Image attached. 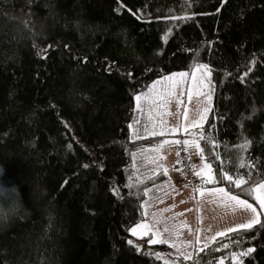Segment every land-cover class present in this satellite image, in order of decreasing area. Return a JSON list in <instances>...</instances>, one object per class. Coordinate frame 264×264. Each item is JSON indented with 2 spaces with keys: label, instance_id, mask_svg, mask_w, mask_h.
<instances>
[{
  "label": "trees",
  "instance_id": "16d2710c",
  "mask_svg": "<svg viewBox=\"0 0 264 264\" xmlns=\"http://www.w3.org/2000/svg\"><path fill=\"white\" fill-rule=\"evenodd\" d=\"M22 1L0 0V264H168L152 253L171 246L130 232L160 180L139 173L150 140L130 126L139 92L199 64L214 88L197 136L218 183L205 184L259 207L222 177L264 182V0ZM183 148L176 171L177 152L199 171ZM259 221L178 264H233L248 248L242 264H264Z\"/></svg>",
  "mask_w": 264,
  "mask_h": 264
},
{
  "label": "crops",
  "instance_id": "0c3cea01",
  "mask_svg": "<svg viewBox=\"0 0 264 264\" xmlns=\"http://www.w3.org/2000/svg\"><path fill=\"white\" fill-rule=\"evenodd\" d=\"M180 73L187 74L183 77V80L177 78L180 77L177 75ZM170 74L169 76H175L173 80L169 81L165 79L167 77L156 79L145 91L137 94L142 97L140 101H137L140 111L131 123L130 132L134 136L148 138L150 142L140 151L138 150L135 152L136 155L133 156V160L137 164L140 163L143 166L139 171L140 174H143V176L158 175L160 180L147 187L145 198L142 202L143 217L138 223L131 227L130 232L132 234L131 230L136 228V235L132 234L135 239L147 236L150 239L153 238V233H156L154 238L157 240L166 239L168 241L166 243L167 246H171V253L165 252V250L155 253H164L169 256V262L178 264L177 257H182L180 253L192 257L196 249L204 247L210 243V241L220 236V233H227L228 229L236 228V226L240 224H246L254 218L259 219L260 215L255 217L251 211L244 210L240 205L229 200L219 192V189L224 187L205 184L204 179L207 178L208 170L204 169L206 163L201 160L195 147H189V150L195 158L198 169H204L202 173L204 177L203 182L195 187L186 186V188H188L187 191H182V193H175L176 199L174 202L164 197L166 186H168V190H170V188L173 190L175 187H178L174 156V145L176 143L174 142L179 140L184 141L186 139L192 140L194 137L190 134H195V138L198 140L197 132L209 112V106L205 108L207 111L203 110L201 115L197 117L196 122L200 125L198 128L191 126H186L184 128L181 125L180 117H178V124L174 128L175 131L162 130L164 132L163 135L152 134L153 132H160L162 125L165 124L161 121H154L152 112L161 109L164 105L165 98L170 97L171 93H176L177 96H180L179 98L183 97L181 95V90L183 89L186 91L189 89V86H192L191 91L194 90L196 97H198L200 95L201 82H203L209 90L211 101L214 93L210 78L205 80H192L191 69L175 71ZM157 81L160 83L154 85V82ZM178 83L179 86H177ZM152 86H157L155 92L152 90ZM174 87L176 88L174 89ZM166 91L170 93V95L165 96L164 93ZM146 111L148 117L152 120L151 124L148 122ZM145 126L148 128L147 132L145 131ZM185 129H187V131H185ZM163 141H168V143L160 147ZM158 147L159 151L157 152L155 149ZM160 157H163V159H160ZM160 165H162V167ZM165 170L167 174H164ZM225 191L230 196H235L226 189ZM262 191L264 190H261V192ZM260 195L264 197V193H260ZM237 199L243 200L239 197H237ZM247 203L250 204L249 202ZM255 208L257 209V213H264V209H261L260 206ZM145 213H147V215H145ZM157 221L159 223H156ZM141 223H148L149 225L155 223L156 227L149 231L139 228L138 225ZM164 228H168L170 231L164 232ZM177 249H179V252Z\"/></svg>",
  "mask_w": 264,
  "mask_h": 264
},
{
  "label": "snow or ice",
  "instance_id": "6c2138e0",
  "mask_svg": "<svg viewBox=\"0 0 264 264\" xmlns=\"http://www.w3.org/2000/svg\"><path fill=\"white\" fill-rule=\"evenodd\" d=\"M165 39H167V37H165ZM46 53H47V49L44 50V54L45 55H46ZM112 67H113L112 65L106 66L105 71H110ZM196 67L198 69H206V66H204V65H196ZM129 75H131V74H129ZM177 75L180 76L181 78H183L187 74L180 73V74H177ZM165 79L171 81V80L174 79V77H167ZM156 83H160V82L159 81L154 82V85ZM177 86H179V83L177 84ZM181 94H183V93H181ZM164 95L165 96H168V95H170V93H168L166 91L164 93ZM141 99H142V97L140 95H137L135 97V100H137V101H140ZM154 103H155V101H154ZM205 111H207V109ZM161 122L163 123V121H161ZM190 126L191 127H197L198 128L200 125H199L198 122H191V125ZM145 131L146 132L148 131L147 126H145ZM171 131H175V129H172ZM185 131H187V129H185ZM152 134L153 135H163L164 132L161 130L160 132H153ZM190 135H193V137H194L192 140H187L186 139V140H184L182 142L181 141H175L174 143H176V144L182 143L184 145L183 150L185 152L188 151V148L189 147H195L197 149V154L200 156L201 160H203L204 159L203 149L200 148L199 142L195 138V134H190ZM199 139L207 140L208 138L205 137L203 135V133H200L199 134ZM165 143H168V141L161 142L160 147H162L163 144H165ZM248 147H250V142H248V141H245L244 144L240 145L241 151H246ZM155 151L158 152L159 151V147L157 149H155ZM177 155H179V152H177ZM160 159H163V157H160ZM153 162H155V161H153ZM177 163H179V161H177ZM160 166L162 167V165H160ZM85 167H87V165H85ZM239 167L243 168V167H245V164L243 162H241L239 164ZM204 169H207L208 170V175H207V178L206 179H204V177L202 176V173H203ZM204 169H201V170L197 171L193 167V174L196 175L198 178L204 179V182L205 183H218V180L215 178V176L211 174V165H209V164L206 163L204 165ZM164 174H167L166 173V170H165ZM222 178L223 179H226L229 183L233 184L234 187L241 188V191L246 192L247 194L251 195L257 201V203L259 204L260 208L261 209H264V197H262V195H260L261 190H264V182L256 183L255 181H253V184L255 186H250V187H247V188H242L241 186L243 184H248L249 183V180H245L242 176H238V177H235L234 178L233 176L228 175L227 173H224ZM249 179H251L250 174H249ZM128 186L129 187H132L133 185L129 184ZM114 190L117 191V192L119 191L118 189H114ZM219 192L222 193L224 196H226L229 200L234 201L237 205H240L244 210L251 211L254 214L255 217H258L260 215V213H257V209L255 207H253L251 204H248L245 200L237 199L236 196H230L225 191L224 188H220L219 189ZM145 215H147V213H145ZM178 215H182V214H178ZM156 223H159V222L157 221ZM259 223H260L259 219L258 218H254L252 221H249L246 224L237 225L236 228H230L227 231L229 233H231V232L237 231V229L250 230L253 227L254 224H259ZM138 227L151 231V229H153V228L156 227V224L153 223L152 225H149L148 223H141V224L138 225ZM261 227H264V224H261ZM131 231H132V234L133 235H136V231H137L136 228H133ZM163 231L164 232H168L170 230L168 228H164ZM224 234L225 233L222 232L219 235H224ZM155 235H156V233H153V238H150L149 241H148V243H150V244H156V243H167L168 242L166 239H160V240L155 239L154 238ZM240 242H241L240 239L234 241V243H236V244H239ZM128 243L129 244H132L133 242L132 241H128ZM224 247L225 248H228L229 245H224ZM206 248H208V245H205V248L204 249H201V251H204ZM216 250H218V249H216ZM177 251L179 252V249H177ZM252 251H254L253 248H248V249H246L243 252H234L232 254L233 264H237L238 258H240L239 259V264H242V257L249 255ZM152 254L153 255H156L157 259H160L158 253H152ZM180 255L183 256L185 259H190L191 258L190 256L185 255L184 253H180ZM196 264H199V261L198 260L196 261ZM219 264H223V261L221 260L219 262Z\"/></svg>",
  "mask_w": 264,
  "mask_h": 264
},
{
  "label": "rangeland",
  "instance_id": "374dc122",
  "mask_svg": "<svg viewBox=\"0 0 264 264\" xmlns=\"http://www.w3.org/2000/svg\"><path fill=\"white\" fill-rule=\"evenodd\" d=\"M26 2H27V0L22 1L21 8H23V10L25 9ZM199 65H204V64H199ZM204 66H206V65H204ZM180 71H182V70H180ZM191 71H192V80H196V79L197 80H205V79L210 78V71H209V68L207 66H206V69H198L195 65L193 68H191ZM169 75H171V74L169 73V74H166L162 77H174L175 78V76H169ZM162 77H159V78H162ZM159 78H156V79H159ZM177 78L180 80H183V78H181V77H177ZM200 84H201L200 85L201 90H200V95L198 97H196L194 90L191 91L192 86H189L188 90H186V91H184L183 89L181 90V93H183L181 95L183 97L179 98L180 96H177L176 93H171L170 97L165 98L163 107L161 109H158V110L152 112V115L154 116V121H163L165 123L162 125L161 130L170 131V130L174 129L178 124V117H180L181 125L184 128L186 126H190L191 122H196L197 117H199V115H201V113L203 112V110H205V108H207L209 106L208 108L210 110L211 104H212V101L210 98V92L203 82H201ZM175 88L176 87H174V89ZM152 90L155 92L157 90V86H152ZM146 115H147V111H146ZM147 118H148L149 124H151L152 120H150L148 115H147ZM168 137H171V136H168ZM176 175L178 177V171H176ZM173 177H174V175H173ZM176 182L178 183V187H175V189H173V190L171 188H170V190H168L167 189L168 186L165 187L166 193L164 194V197L166 199H169L172 202H174V200L176 199L175 193H182V191H187V189H188V188H186V186H184L180 183L179 177L176 178ZM187 187H191V186H187ZM261 193H264V191H262ZM171 230H173V229H171ZM212 241H210V242H212ZM159 256L161 257L162 261H164L168 264L171 263V262H169L170 259H169L168 255L162 253V254H159ZM237 264H239V260H237Z\"/></svg>",
  "mask_w": 264,
  "mask_h": 264
},
{
  "label": "built area",
  "instance_id": "2783aa9c",
  "mask_svg": "<svg viewBox=\"0 0 264 264\" xmlns=\"http://www.w3.org/2000/svg\"><path fill=\"white\" fill-rule=\"evenodd\" d=\"M180 148L182 149L183 145L179 144ZM178 168H179V175L181 181L186 184H194L199 178L193 174L189 157H187L183 152H180L178 155Z\"/></svg>",
  "mask_w": 264,
  "mask_h": 264
},
{
  "label": "clouds",
  "instance_id": "9594fccd",
  "mask_svg": "<svg viewBox=\"0 0 264 264\" xmlns=\"http://www.w3.org/2000/svg\"><path fill=\"white\" fill-rule=\"evenodd\" d=\"M29 31H32V30L29 29ZM32 34L35 35L34 32H32ZM2 175H3V172H2V170H0V176H2ZM0 199H2V198H0ZM13 200H19L18 193H17V195L15 196V198H13L11 201H13Z\"/></svg>",
  "mask_w": 264,
  "mask_h": 264
}]
</instances>
